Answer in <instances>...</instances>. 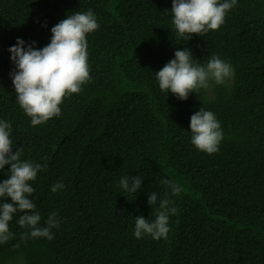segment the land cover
<instances>
[{
	"label": "trees",
	"instance_id": "obj_1",
	"mask_svg": "<svg viewBox=\"0 0 264 264\" xmlns=\"http://www.w3.org/2000/svg\"><path fill=\"white\" fill-rule=\"evenodd\" d=\"M171 7L172 0H0V120L11 124L13 152L43 169L29 182L41 226L53 212L58 221L48 240L31 237L13 216L0 264H264V0H236L218 30L189 40L177 35ZM88 10L99 25L86 37L91 79L64 99L59 116L33 126L16 100L8 49L19 38L40 50L52 27ZM185 48L194 63L217 56L234 75L187 100L160 90L156 72ZM200 108L223 133L211 155L191 143L190 117ZM9 170L0 169V182ZM137 175L136 194L120 187ZM162 179L183 191L172 196ZM58 182L64 187L52 192ZM164 198L177 208L167 238L137 239L135 219L153 222Z\"/></svg>",
	"mask_w": 264,
	"mask_h": 264
},
{
	"label": "clouds",
	"instance_id": "obj_2",
	"mask_svg": "<svg viewBox=\"0 0 264 264\" xmlns=\"http://www.w3.org/2000/svg\"><path fill=\"white\" fill-rule=\"evenodd\" d=\"M236 4V0H172L171 12L173 25L180 37L189 40L192 35L201 36L209 30H218L225 21L226 13ZM99 27L91 10L67 15L51 29L50 43L40 50H34L32 44L25 47V41L17 39L11 46L10 60L16 70L10 73L14 85L17 102L33 126L45 123L50 118L61 114L60 105L72 94H78L82 85L91 79L88 64L87 34ZM161 70L156 72L160 90L171 92L180 100H187L189 93L207 89L209 81L222 84L234 75L230 63L217 56H212L206 66L194 63L191 50L185 48L174 53ZM191 143L209 155L218 152L223 139L220 122L215 114L200 108L190 117ZM11 124L0 120V169L10 165L8 179L0 182V244L7 242L12 233L9 222L19 214L18 224L29 228L33 238L45 237L52 240V229L58 227L56 213L53 212L41 226V216L35 209L34 193L30 181H34L37 173L42 171L40 164L21 160L22 150L13 152L10 138ZM140 176L122 177L119 184L130 194L141 189ZM172 196L179 195L183 188L170 179L160 181ZM64 185L57 183L51 191L56 192ZM11 199V203L7 202ZM158 193L148 195V205L157 203ZM168 198L160 200L155 220L150 222L140 216L135 219L134 235L137 239L142 235H150L154 240L166 239L169 232V216L177 212ZM27 235V234H26ZM23 238L25 237L21 234ZM31 239V238H30Z\"/></svg>",
	"mask_w": 264,
	"mask_h": 264
}]
</instances>
